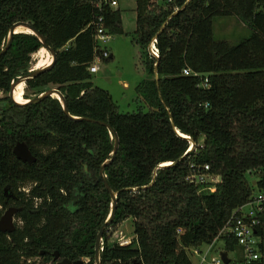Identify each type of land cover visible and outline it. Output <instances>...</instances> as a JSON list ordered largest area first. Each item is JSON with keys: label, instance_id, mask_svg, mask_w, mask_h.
Listing matches in <instances>:
<instances>
[{"label": "trees", "instance_id": "trees-1", "mask_svg": "<svg viewBox=\"0 0 264 264\" xmlns=\"http://www.w3.org/2000/svg\"><path fill=\"white\" fill-rule=\"evenodd\" d=\"M110 1L0 0V53L11 28L27 22L58 54L26 90L40 96L56 87L73 117L106 123L120 138L104 172L118 208L104 233L102 264H193V251L219 239L229 254L240 246L222 231L255 201L261 257L251 264H264V0H191L185 8L188 0H136L137 43L152 79L137 88L148 111L126 114L90 72L94 21L103 17L110 35L125 34ZM221 17L238 18L252 35L237 45L216 41L213 21ZM154 41L159 59L150 51ZM41 49L36 35H14L0 57V94L33 70ZM19 143L34 163L16 158ZM114 145L111 130L70 119L56 98L26 106L0 99V220L12 203L20 221L14 232H0V264H26L42 252L96 264L98 234L112 209L100 172ZM205 166L204 173L222 177L211 192L202 191L211 183L188 181ZM256 176L258 199L250 185ZM128 220L133 242L110 243V231Z\"/></svg>", "mask_w": 264, "mask_h": 264}, {"label": "rangeland", "instance_id": "rangeland-1", "mask_svg": "<svg viewBox=\"0 0 264 264\" xmlns=\"http://www.w3.org/2000/svg\"><path fill=\"white\" fill-rule=\"evenodd\" d=\"M118 6L114 7L115 10L121 11V22L125 32L124 35L112 36V39L106 44H102V48H106L110 53H113V60L104 61L99 64V72L93 75L92 83L105 91H108L113 99L119 106L121 113H134L139 110L148 111L143 95L138 93L137 88L144 82L152 79L147 72L145 64V57L140 45L137 43L136 35V0H116ZM159 4L163 0H158ZM214 38L216 41H225L231 45H237L243 40L248 39L252 35V30L241 22L236 17H221L215 18L213 21ZM44 51L40 55L37 53L34 56L35 66L33 70L37 69V66L44 60L51 61L52 56L50 53ZM40 56H39V55ZM51 89H57L52 87ZM24 95L32 100L37 95L26 90V86H23ZM9 95L0 94V99ZM258 177H252L250 179V185L254 190L255 198H259L261 195L257 182ZM202 188V191H213L214 186ZM259 204V205H258ZM255 207V208H254ZM16 208L12 203H9L4 209V215L11 209ZM260 202L255 201L253 205H248L242 209V213L247 214L249 211L261 210ZM18 215V214H17ZM15 215L14 225L20 226V221ZM109 242L115 244L132 243L134 239L132 221L128 220L116 228L110 231ZM225 242L223 239L217 240L214 245L202 246L200 248V255H194V251L190 254L193 264H200L203 258H206V264H211L214 259L218 258L222 251H225ZM242 255V248L238 247L235 251L229 253V259L232 262H236ZM26 264H42L38 260H30Z\"/></svg>", "mask_w": 264, "mask_h": 264}, {"label": "water", "instance_id": "water-1", "mask_svg": "<svg viewBox=\"0 0 264 264\" xmlns=\"http://www.w3.org/2000/svg\"><path fill=\"white\" fill-rule=\"evenodd\" d=\"M191 0H188V2L185 4L184 8L187 6V4L190 2ZM178 12H176L174 15H176ZM173 15V16H174ZM19 33H29V34H33L36 35L40 41L42 42V44L44 45V49L47 50L50 55L52 56V60H51V64L49 66H47L46 68H42V69H36V70H32L29 74L24 75L22 77H19L17 81H15L12 84L10 93H9V98L11 99V101L13 103H15L16 105L19 106H26V105H33V104H37L42 102L43 100H45L46 98L52 97V98H56L58 99L63 107V110L65 112V114L72 120L75 121H90V122H95V123H100L104 126H106L109 130H111L112 134H113V139H114V150L112 153V159L107 161L101 168V178L104 182V185L106 187V189L108 190V192L111 195V199H112V209H111V213L110 216L108 218V220L105 222V224L102 226L99 234H98V238H97V242H96V248H95V260H96V264H102V260H101V253H102V241H103V237H104V233L106 231V229L108 227H110L114 221V218L116 216L117 213V208H118V193L114 192L106 179V176L104 174L105 172V168L110 165L113 162V159L116 157V154L118 153L119 147H120V138L118 136V134L116 133V131L108 124L106 123H102V122H97L91 119H83V118H77V117H73L68 110V106H67V102L63 96V94L58 90V89H49L47 92L43 93L42 95L32 99V100H28L27 103L25 104H19L18 102H16L15 98H14V92L15 89L20 85L23 84L24 87L26 86L27 82L29 80H32L34 78H36L37 76H39L40 74L49 71L50 69L53 68V66L55 65V63L57 62V58H58V54L57 52L50 47L44 36L42 34H40V32H38V30H36V28L34 26H32L30 23L27 22H19L17 24H15L10 32H9V37H8V41H7V45L5 46V48L2 50V52L0 53V57L5 55L7 53V51L11 48L12 43H13V38L14 35L19 34ZM157 59H159V56L156 57ZM156 80L157 82L159 81L158 75H156ZM177 133L180 135V133L177 131ZM182 136V135H181ZM185 138L190 139L189 137L183 136ZM191 140V139H190ZM192 147H194V141H192ZM14 154L16 156V158L24 163H29L32 164L36 161V158L32 155V153L30 152L28 146L25 143H19L14 150ZM166 165V164H165ZM170 165V164H169ZM172 165V164H171ZM222 180V177H220V181ZM5 196L8 197L9 193L6 190L5 191ZM11 197L14 198L13 195H11ZM19 213V209L16 208H11L9 209L5 215H3L2 219L0 220V232L1 233H9V232H14L16 230V226L14 225V217L15 215H17ZM221 259L224 262V264H230V259L228 257V253L227 252H221L220 253ZM59 253L56 252V260L59 259ZM60 264H83L82 262H71L69 260H63Z\"/></svg>", "mask_w": 264, "mask_h": 264}, {"label": "built area", "instance_id": "built-area-1", "mask_svg": "<svg viewBox=\"0 0 264 264\" xmlns=\"http://www.w3.org/2000/svg\"><path fill=\"white\" fill-rule=\"evenodd\" d=\"M168 2L171 3L172 0H168ZM110 5L113 8L117 7L118 2L116 0H111ZM92 26L95 27L96 32V55L94 62L90 67V72L92 74H95L99 71V64H101L105 60L111 59L110 52L106 48L103 49L102 44H106L107 42H109L112 39V35H110L108 31L103 17H100L98 20L94 21ZM150 51L154 57L159 56V51L156 47V41H154V43L151 45ZM184 74L190 75V71L184 70ZM207 83L208 80H206V85ZM209 170V166H205L203 172H193V174L188 177V181L192 184L201 186L208 183L216 184L218 181H220V178L204 173L205 171L207 172ZM261 200L263 199L260 198V201ZM255 213V211H249L247 214H244L241 211V216H237L236 214H234L222 231V236H234L238 241V245L242 248V255L238 259L241 260L239 264H251L252 262L259 260L261 257L259 250L261 237H259L256 232V227L259 225V221L256 220ZM212 246H210V248ZM194 253L195 255H200L201 252L197 250L194 251ZM231 263L232 261H230V264ZM200 264H206V258H203ZM211 264H224V262L219 255V257L214 259Z\"/></svg>", "mask_w": 264, "mask_h": 264}, {"label": "bare ground", "instance_id": "bare-ground-1", "mask_svg": "<svg viewBox=\"0 0 264 264\" xmlns=\"http://www.w3.org/2000/svg\"><path fill=\"white\" fill-rule=\"evenodd\" d=\"M44 50L41 49L39 54L41 55L42 52ZM38 54V55H39ZM39 55V56H40ZM52 60V59H51ZM51 64V61H48V60H44L41 64H39L37 66V69H42V68H46L47 66H49ZM23 84H20L16 89H15V92H14V98L16 100V102L20 103V104H25L27 103L28 100H24L23 99V95H24V90H23Z\"/></svg>", "mask_w": 264, "mask_h": 264}, {"label": "flooded vegetation", "instance_id": "flooded-vegetation-1", "mask_svg": "<svg viewBox=\"0 0 264 264\" xmlns=\"http://www.w3.org/2000/svg\"><path fill=\"white\" fill-rule=\"evenodd\" d=\"M17 209V208H16ZM131 243H125V244H120L121 246H127V245H130ZM103 250V249H102ZM57 253H59V252H57ZM42 257L41 258H36V259H32V260H38L40 263H42V264H60L63 260H68V259H63L62 257H61V255H60V253H59V259H57L56 260V252H51V253H46V252H42ZM45 255H49V256H51L52 257V261L51 262H49V263H46L45 262V259H44V256ZM30 261V260H29ZM28 261V262H29ZM70 261V260H69ZM77 262H82L83 264H84V261H77ZM95 262H96V260H95ZM113 264H116V262H113Z\"/></svg>", "mask_w": 264, "mask_h": 264}, {"label": "crops", "instance_id": "crops-1", "mask_svg": "<svg viewBox=\"0 0 264 264\" xmlns=\"http://www.w3.org/2000/svg\"><path fill=\"white\" fill-rule=\"evenodd\" d=\"M111 54V60H113L114 59V57H113V53H110ZM99 72V71H98ZM97 72V73H98ZM97 73H95V74H97ZM94 74H92V76H93ZM95 86V85H94ZM116 102V101H115ZM117 103V102H116Z\"/></svg>", "mask_w": 264, "mask_h": 264}]
</instances>
